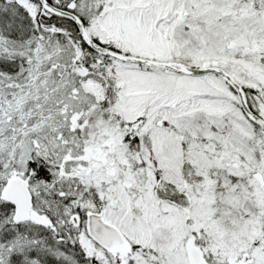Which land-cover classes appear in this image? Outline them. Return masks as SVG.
Instances as JSON below:
<instances>
[{"label": "snow or ice", "instance_id": "6c2138e0", "mask_svg": "<svg viewBox=\"0 0 264 264\" xmlns=\"http://www.w3.org/2000/svg\"><path fill=\"white\" fill-rule=\"evenodd\" d=\"M0 264H264V0H0Z\"/></svg>", "mask_w": 264, "mask_h": 264}]
</instances>
